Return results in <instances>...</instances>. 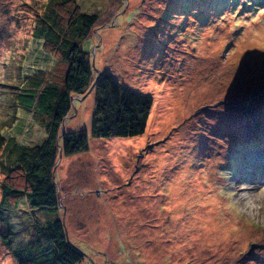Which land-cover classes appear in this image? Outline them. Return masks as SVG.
Listing matches in <instances>:
<instances>
[{
  "label": "rangeland",
  "instance_id": "rangeland-1",
  "mask_svg": "<svg viewBox=\"0 0 264 264\" xmlns=\"http://www.w3.org/2000/svg\"><path fill=\"white\" fill-rule=\"evenodd\" d=\"M47 1L0 0V133L28 146L44 125L14 96L60 75L31 35ZM77 1L97 15L81 43L92 77L152 99L144 134L93 139L94 93L73 96L61 133L89 147L53 177L82 264H264V0ZM6 181L0 168V197ZM44 220L25 201L4 213L0 264Z\"/></svg>",
  "mask_w": 264,
  "mask_h": 264
},
{
  "label": "trees",
  "instance_id": "trees-1",
  "mask_svg": "<svg viewBox=\"0 0 264 264\" xmlns=\"http://www.w3.org/2000/svg\"><path fill=\"white\" fill-rule=\"evenodd\" d=\"M96 22L97 15L83 14L77 0H48L31 33L42 51L57 59L60 75L44 82L38 73L14 96L19 107L43 122L45 139L40 144H17L0 133V168L7 180L1 184L0 219L22 201L47 219L34 221L33 235L25 247L11 252L16 264L83 263L84 255L70 244L56 216L60 204L53 177L58 157L86 153L89 147L85 131L61 133L75 103L73 96L94 93L89 131L93 139L135 138L146 128L151 98L120 88L110 75L92 77L89 55L82 51L81 43Z\"/></svg>",
  "mask_w": 264,
  "mask_h": 264
},
{
  "label": "bare ground",
  "instance_id": "bare-ground-1",
  "mask_svg": "<svg viewBox=\"0 0 264 264\" xmlns=\"http://www.w3.org/2000/svg\"><path fill=\"white\" fill-rule=\"evenodd\" d=\"M158 94H159V93H158ZM257 152H258V151H257ZM257 158H258V157H257ZM263 158H264V157H263ZM253 168H254V167H253ZM255 171H256V169H255ZM254 173H255V172H254ZM256 174H257V173H256ZM256 174H255V175H256ZM252 176H254V175L252 174ZM254 178H255V177H254ZM251 179H252V178H251ZM245 181H246V180H245Z\"/></svg>",
  "mask_w": 264,
  "mask_h": 264
}]
</instances>
